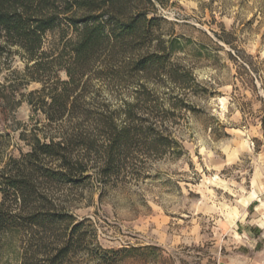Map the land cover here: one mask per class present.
<instances>
[{
	"label": "rangeland",
	"instance_id": "rangeland-1",
	"mask_svg": "<svg viewBox=\"0 0 264 264\" xmlns=\"http://www.w3.org/2000/svg\"><path fill=\"white\" fill-rule=\"evenodd\" d=\"M159 14L163 38L177 41L172 66L192 72L182 82L165 73L146 82L154 104L174 111L164 118L169 147L139 151L108 183L93 175L53 187L57 209L83 221L88 238L64 264H106L97 252L123 247L130 251L115 264H264V0H170ZM62 28L46 38L53 57L65 47ZM57 77L67 78L55 63L28 69L19 54L1 59L8 152L26 153L34 134L49 132L28 99ZM142 82L95 79L90 94L101 90L116 107ZM248 225L260 228L250 235ZM21 244L20 236L2 241L0 264H21Z\"/></svg>",
	"mask_w": 264,
	"mask_h": 264
},
{
	"label": "trees",
	"instance_id": "trees-1",
	"mask_svg": "<svg viewBox=\"0 0 264 264\" xmlns=\"http://www.w3.org/2000/svg\"><path fill=\"white\" fill-rule=\"evenodd\" d=\"M169 1L0 0V61L16 53L28 69L55 63L67 76L30 92V105L44 113L50 129L34 134L29 151L8 152L0 134V244L20 236L21 264H64L88 242L84 222L75 223L65 206L57 209L53 187L93 175L108 183L129 171L139 151H167L164 118L174 111L154 104L146 82L159 73L182 82L192 73L172 66L177 41L163 38L159 6ZM63 24L65 47L53 57L43 49L46 38ZM69 27L74 37L67 38ZM134 78L145 82L116 107L99 98L101 90L90 94L95 79ZM102 250L100 261L115 264L130 248Z\"/></svg>",
	"mask_w": 264,
	"mask_h": 264
},
{
	"label": "crops",
	"instance_id": "crops-1",
	"mask_svg": "<svg viewBox=\"0 0 264 264\" xmlns=\"http://www.w3.org/2000/svg\"><path fill=\"white\" fill-rule=\"evenodd\" d=\"M261 224L262 225H264V220H262V222H261ZM252 225V224H251ZM246 226V228L244 229V232L245 233H248V234H250V235H252L253 234V232L255 231V230H259V228H260V226Z\"/></svg>",
	"mask_w": 264,
	"mask_h": 264
}]
</instances>
